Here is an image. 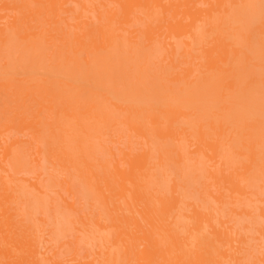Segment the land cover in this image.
<instances>
[{
    "label": "bare ground",
    "instance_id": "bare-ground-1",
    "mask_svg": "<svg viewBox=\"0 0 264 264\" xmlns=\"http://www.w3.org/2000/svg\"><path fill=\"white\" fill-rule=\"evenodd\" d=\"M74 129L77 162L58 160L82 159L108 247L40 258L0 172V263L240 264L249 235L229 215L264 218V0H0L2 157L17 171L40 165L32 142ZM11 130L33 135L2 138ZM93 137L128 144L96 163L83 156ZM166 164L184 182L161 180ZM40 178V192L54 184ZM188 183L214 204L186 202Z\"/></svg>",
    "mask_w": 264,
    "mask_h": 264
},
{
    "label": "rangeland",
    "instance_id": "rangeland-1",
    "mask_svg": "<svg viewBox=\"0 0 264 264\" xmlns=\"http://www.w3.org/2000/svg\"><path fill=\"white\" fill-rule=\"evenodd\" d=\"M32 135L33 132L30 130L23 133L11 130L4 132L2 138L29 139ZM83 138L82 134L74 129L66 134L64 142H60L54 133L49 130L43 131L41 139L38 138L39 142H32L31 144L34 152L31 158L39 161L40 165L33 162L29 169L24 168L21 171L12 168L0 153V172L14 187L11 193L16 198L10 201L11 205L17 213V218L25 215L27 223L29 222L28 219H31L32 224L35 223V226H33L34 224L31 225L35 227L40 258L43 254L46 256L57 254L59 258L64 260H69L73 255L86 257L89 254V257H92L91 252L98 251L100 248L103 251L108 247L106 242L99 240L101 235L93 224L95 219L104 221V210L97 200L95 191L87 188L88 185H84L85 180L79 174L80 169L83 168L81 166L82 159H79L74 166L78 157L76 155L81 152L79 141ZM126 144L128 142L122 139L106 142L93 137L84 143L83 156L88 161L104 163L111 157L110 153L113 151L118 157V148L124 147ZM2 145L4 146V143ZM37 146L41 149L39 153ZM1 150L2 146L0 152ZM64 152H69L73 157H76V161L72 163L71 167L65 168L62 162L58 160L59 154ZM28 153L24 157L28 158ZM159 174L162 175L160 179L168 181V183L184 182V178L169 164H166ZM38 177H41V180L45 177H52L54 184L42 187L43 192H40L31 186V183L36 181ZM185 192L186 202L214 204L212 197L207 196L204 198L205 201L203 200L205 196L202 197L199 187L194 183H188ZM1 193L4 191L2 190ZM7 193L5 192V194ZM64 199L74 203L76 209L74 212L65 206ZM7 201L9 200L5 195H0V216L3 215V205L9 204ZM252 212V216L246 214L229 215L233 222L241 228L240 231L249 235V238L245 240L244 248L239 253L240 264H249L251 260H255L256 264H264L261 257L264 240L257 233V228L264 227V218L259 216L257 210ZM83 221L89 226L86 227Z\"/></svg>",
    "mask_w": 264,
    "mask_h": 264
}]
</instances>
